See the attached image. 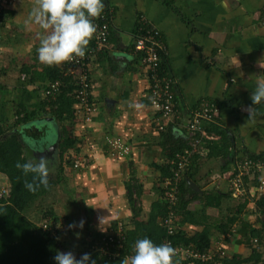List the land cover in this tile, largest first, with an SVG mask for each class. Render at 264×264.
Listing matches in <instances>:
<instances>
[{
  "label": "crops",
  "instance_id": "0c3cea01",
  "mask_svg": "<svg viewBox=\"0 0 264 264\" xmlns=\"http://www.w3.org/2000/svg\"><path fill=\"white\" fill-rule=\"evenodd\" d=\"M105 4L112 16L110 41L102 51H92L89 63L95 105L92 122H84L80 105L69 96L58 101V108L64 109L62 121L53 116L40 119L45 123L39 128L46 144L35 151L37 157L47 153L52 161L50 172L57 166L61 135L76 140L65 153L59 187L64 202L57 220L72 225L65 227L66 232L86 233L83 239L91 243L116 223L133 230L136 221L160 219L166 214L164 184L175 159L165 136L170 133L175 141L187 142L186 126L193 111L202 100H209L220 107V114L216 125L204 127L218 139L194 157L185 173L188 195L196 197L189 203L191 222L182 230L189 236L206 233L213 246L221 226L229 227L225 200L231 199L229 180L235 167L231 152L243 159L247 154L264 155V104L255 106L251 119L246 110L252 106L250 97L257 83L264 82V0H105ZM37 5L38 0H13L0 33L1 124L13 122L22 108L39 109L43 104L37 73L49 66L41 64L34 53L50 30L26 24ZM140 17L161 31L166 45L164 74L176 80L175 115L170 121L151 106L149 76L134 50ZM92 43L91 39L86 50H92ZM64 65L53 67L61 71ZM23 66L31 67L30 76L21 74ZM47 124L54 125V140ZM108 139H121L130 153L112 156ZM76 161L82 168L73 167ZM203 193L213 195L215 203V193L221 195L220 208H204ZM248 215L245 209L238 216L234 224L238 230ZM81 220L83 228L78 224ZM236 236L226 243L230 258L239 254L248 259L258 243H240L244 239L240 231ZM65 239L67 247L85 245L78 239Z\"/></svg>",
  "mask_w": 264,
  "mask_h": 264
},
{
  "label": "trees",
  "instance_id": "16d2710c",
  "mask_svg": "<svg viewBox=\"0 0 264 264\" xmlns=\"http://www.w3.org/2000/svg\"><path fill=\"white\" fill-rule=\"evenodd\" d=\"M167 4H169V2ZM104 10H108L106 4ZM107 14L110 24L109 30L111 32L112 16L108 11ZM140 25L141 23L138 19L135 31ZM92 41L93 45L91 46L92 50L90 51L96 52L97 44L94 37H92ZM109 41L110 35L107 46ZM86 52H88V50H86ZM35 54L37 56V52H35L34 55ZM160 68L163 73L166 72L164 69V63H162ZM31 71V67L23 66L21 74H24L27 77L30 76L32 73ZM38 75L39 80H42L40 89H43L42 92L44 95L42 107L31 110L22 108L16 112V118L13 122H10L8 125L0 123V175L7 183L6 185L0 183V189L3 187L2 185L6 186V193L0 198V264H55L54 257L58 252L63 253L65 250H70L65 242L61 241V237L64 235L63 231L56 226L59 223L57 220V210L59 208H57L58 202L55 201V198L58 195V187H60L63 181L65 170L64 164L67 162V160H65V153H67L68 149L76 143V140L72 137L70 138V135H68L69 137H64L65 135L63 134L61 135L58 149L56 151V154L59 153L58 156L56 155L57 166L53 169L56 174L54 177L48 175L47 187L41 186L34 192L27 190L24 187V184L26 182H32L31 174L25 176L22 169H17L15 166L17 162H36L40 158L35 154L37 148L32 149L27 143H25L26 137H29V139H35L40 146L46 144V142L43 141L45 140L43 135L44 131L38 128L39 132H32L30 130V125L39 121L43 117L53 116L58 122L62 121L64 109L63 107L58 108V101L63 98H68V96L76 101L73 92L74 89L70 85L72 79L70 77H65L62 73V69L59 71L51 66L44 69L42 73L38 72L37 76ZM56 82L63 83L61 90L55 94H48L47 92L50 90V85L55 84ZM90 94L92 99V86L90 87ZM46 106H48L49 111L47 108L44 109ZM24 133L27 134L26 137ZM165 138L167 142L172 143L171 148L173 158L187 146L186 141H175L170 133H168ZM224 139H226L225 136ZM231 154L233 161L236 162L237 160H243V158L238 157L236 152H231ZM246 158L264 161V155L257 156L247 154ZM72 165L74 167V163ZM189 189L186 179H184L181 186L179 202L175 210L178 218V227L176 231L177 233L173 238L175 242L174 244L185 246L198 244L200 250H207L211 247V240L206 233H195L189 236L182 230V227L185 224L191 222L189 218L193 215L189 210V203L196 196L188 195ZM203 194L202 197L205 200L204 208H207L208 206L220 208V202L223 201L221 195L215 193V199L216 201L218 200V202L215 203L213 201V195ZM48 200H53V203L51 204L50 202L49 204L51 205L43 211V216L40 221L45 219L44 224H47V227L43 228L42 225L40 226L35 220H31L30 215L35 210L36 205L43 201L47 202ZM249 201V198L242 199V202H240L235 209V215L229 217V227L221 226L219 229L220 234L231 231V227L239 221L238 215H241L245 211ZM254 202L256 204V210L249 213L248 217H246V223L243 225L242 223L239 224L242 227H240L237 232L240 231L243 234L242 237L244 239H242L240 243H246L249 245L250 243H253L254 239H256L258 245L262 244V246L255 249L248 259L242 258L239 254L235 255L233 258H230L228 255L220 260L221 264H264V243H262V241H264V195L258 200H254ZM252 216H256L255 220L252 219ZM164 217L165 215L161 216L160 219L152 218L148 222L136 221L133 230L125 228L124 247L121 250V257L115 260H109L104 258L100 253L91 251V243L93 241L91 243H85L86 246L83 247L82 251H76V249H71V251L76 252L81 256L88 253L95 264H122L125 257L134 252V243L137 239L149 238L157 245L163 243V239L167 235L166 230L161 225ZM116 225L117 223L111 228H115ZM105 236L106 234L100 238ZM232 236L233 239L236 240V234H233ZM76 258L79 259L80 257Z\"/></svg>",
  "mask_w": 264,
  "mask_h": 264
},
{
  "label": "built area",
  "instance_id": "2783aa9c",
  "mask_svg": "<svg viewBox=\"0 0 264 264\" xmlns=\"http://www.w3.org/2000/svg\"><path fill=\"white\" fill-rule=\"evenodd\" d=\"M13 0H0V33L5 21L7 11L12 6ZM141 25L137 28L134 37V50L139 55L143 69L149 76L150 81V103L151 106L167 120L173 119L175 115V94L174 88L176 80L165 75L160 66L166 54V45L162 39V33L144 17L139 18ZM96 32L93 35L97 47L96 52L107 46L110 35V24L107 10L93 19ZM264 24V20H263ZM92 51L86 52L84 57H77L72 61L65 62L62 73L65 77L72 79L71 87L74 89L76 102L79 103L84 116V122L90 124L94 117L95 105L90 94V72L89 63ZM63 84V83H62ZM60 82L50 85L48 94H55L62 88ZM220 114V107L209 101L202 100L191 116V121L187 124V146L183 151L176 154L172 162V172L164 184V198L166 202V214L161 225L166 230V237L163 243L172 246L176 255L175 264H221L220 260L228 256L227 242L233 239V234H237V225L231 227L230 232L221 234L218 242L207 250H200L198 244L175 245L173 238L177 231L176 207L179 202L181 186L184 181L186 171L190 168L196 155H202V150L217 136L208 132L204 124L216 125ZM163 126V125H162ZM161 127V126H160ZM163 128V127H162ZM111 155L124 157L131 151L121 139H108ZM80 161L74 163V168H82ZM230 193L234 198H249L254 202L264 195V161L244 158L235 162L234 171L230 176ZM251 186V187H250ZM253 192V195H252ZM6 193V188L0 189V198ZM47 224L43 225L46 228ZM126 227L118 223L115 228H111L105 237L93 241L91 251L100 253L104 258L115 260L121 257V250L124 247V229ZM55 234V232H54ZM257 243V240H253ZM134 252L126 256L130 258Z\"/></svg>",
  "mask_w": 264,
  "mask_h": 264
},
{
  "label": "clouds",
  "instance_id": "9594fccd",
  "mask_svg": "<svg viewBox=\"0 0 264 264\" xmlns=\"http://www.w3.org/2000/svg\"><path fill=\"white\" fill-rule=\"evenodd\" d=\"M104 7L105 0H38L26 21L28 25L36 24L43 30H50L40 40L38 61L51 67L84 57L96 32L93 19L102 14ZM250 99L252 106L246 109L249 119L255 115V106L264 104V82L257 83ZM51 163L48 156H41L37 162H17L15 166L22 169L25 176L31 174L32 182H26L24 187L34 192L41 186L47 187ZM84 223L79 221V227L83 228ZM175 255V249L169 244L157 245L149 238H142L135 241L134 254L122 264H175ZM54 261L55 264H95L88 253L77 259L72 252H58Z\"/></svg>",
  "mask_w": 264,
  "mask_h": 264
},
{
  "label": "rangeland",
  "instance_id": "374dc122",
  "mask_svg": "<svg viewBox=\"0 0 264 264\" xmlns=\"http://www.w3.org/2000/svg\"><path fill=\"white\" fill-rule=\"evenodd\" d=\"M45 124V123H44ZM49 128V130H47L48 131V135H49V137H50V139L51 140H54V138H55V135H53L54 133H55V128H54V125L53 126H51L50 124H47L46 125V129H48ZM24 135L26 136L27 134H25L24 133ZM26 139V142L30 145V146H33L35 149L37 148V149H40V144L39 143H37V141L35 140V139H29V138H25ZM43 141H45V140H43ZM43 141H41V142H43ZM85 167V166H84ZM84 167H83V169H84ZM55 172L54 171H52V172H50L49 171V175H51V177H54L55 176ZM0 183L1 184H4V185H6L7 183H6V180L4 181L3 179H2V176L0 175ZM9 187V186H8ZM59 188V187H58ZM245 199H248V198H245ZM258 200V199H257ZM49 201V200H48ZM40 202V204H38V205H36V207H35V210L31 213V215H30V217H31V220H35V222L36 223H39L40 224V226L42 225V227H43V225H44V222H45V219L43 220V221H40V219L42 218V216H43V211L45 210V208H47V207H49L53 202V200L51 201H49V202ZM55 201L56 202H58V207L57 208H60L61 207V205H63V202H64V198H63V193H62V191L60 190V188L58 189V195L56 196V198H55ZM51 202V204H49ZM240 202H242V199L241 198H234V197H232L231 196V199H228V200H226V205L228 206V213H230L229 215H228V217H231V215H232V213H233V209H235L236 207H238V204L240 203ZM256 204H255V202H249L248 204H247V206H246V210H247V213H250V212H252V211H255L256 210V206H255ZM226 206V207H227ZM61 209V208H60ZM230 210V211H229ZM231 210H232V212H231ZM58 211V210H57ZM61 213H63L62 212V210H61ZM236 213V212H235ZM239 216V215H238ZM240 217V216H239ZM255 217L256 216H252V219H254L255 220ZM40 221V222H39ZM56 226H58L60 229H61V231H63V236L61 237V241H63L64 242V238H65V236L67 237V239H78V240H80L81 242H82V245H83V243H88V241L86 242V240H88L89 238H84L83 239V235L84 234H86V233H84V232H75V233H69V232H66L67 230L65 229V227H67L68 229H71V228H69V226H65L64 224H57ZM73 229V228H72ZM67 239H65L66 241H67ZM232 240H234V239H232ZM70 241H72V240H70ZM254 243V242H253ZM262 243H264V241H262ZM65 244H67V243H65ZM74 245H68V248L71 250H73V249H76V251H82V249H83V247H85L86 245H84V246H79V245H77L76 243H73ZM70 246V247H69ZM252 246H254V245H252ZM260 246H262V244L261 245H258V244H256V247L257 248H259ZM74 247V248H73ZM256 248V249H257Z\"/></svg>",
  "mask_w": 264,
  "mask_h": 264
},
{
  "label": "water",
  "instance_id": "95a60500",
  "mask_svg": "<svg viewBox=\"0 0 264 264\" xmlns=\"http://www.w3.org/2000/svg\"><path fill=\"white\" fill-rule=\"evenodd\" d=\"M43 123H44V122H43L42 120H39V121L34 122V123L32 124V126L30 127V130H31L32 132H39V131H38V128L41 127V126H43ZM56 148H57V145H55V146L52 148V152H53L54 150H56ZM50 150H51V149H50ZM35 154L39 155L37 152H35ZM46 154H47V153H45L44 156H46ZM191 186L193 187V184H192V183H191ZM65 252H72L73 255H74L75 257H81L80 254H77L76 252H73V251H71V250H65Z\"/></svg>",
  "mask_w": 264,
  "mask_h": 264
}]
</instances>
